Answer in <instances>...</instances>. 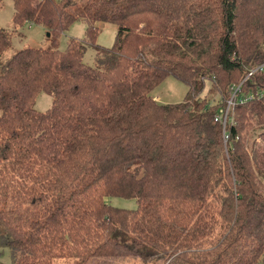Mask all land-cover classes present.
<instances>
[{"label": "trees", "instance_id": "trees-1", "mask_svg": "<svg viewBox=\"0 0 264 264\" xmlns=\"http://www.w3.org/2000/svg\"><path fill=\"white\" fill-rule=\"evenodd\" d=\"M11 1L14 31L41 25L50 46L0 62V257L264 263V0ZM77 21L84 39L59 49ZM10 44L0 26V55ZM168 76L182 101L152 96Z\"/></svg>", "mask_w": 264, "mask_h": 264}, {"label": "rangeland", "instance_id": "rangeland-1", "mask_svg": "<svg viewBox=\"0 0 264 264\" xmlns=\"http://www.w3.org/2000/svg\"><path fill=\"white\" fill-rule=\"evenodd\" d=\"M14 13L13 3L11 0H4L3 6L0 8V26L6 28L10 32L11 44L8 49H6L0 55V62L5 61V59L14 51L25 48V47H42L46 48L50 46V35H47V31L41 25L36 24H25L22 28L14 31L12 26V17ZM21 32V34H18ZM85 35V24L81 21L74 22L70 27L62 33L58 39V48L63 50L70 38H76L78 40H83ZM116 26L114 24L106 23L101 28L96 37V43L103 47H110L115 41ZM96 52L94 47L88 45L84 53L83 60L87 64L93 66L95 65ZM207 89V98H214L217 94L211 91L212 88L209 84L205 86ZM187 87L185 84L179 80L168 76L151 92L155 100L160 103H176L184 99L186 95ZM52 97L46 93H39L36 96L34 102V109L37 111H45L51 106ZM253 137L248 135V144L251 143ZM110 205L125 208V209H135L137 207V202L133 198H123V197H108L106 198ZM10 264L9 251L7 248L3 249V253L0 257V262ZM74 257L64 256L55 257L51 259L50 264H74ZM85 264H144L139 258L134 256L125 257H94L90 258ZM158 264V263H149ZM264 264V263H259Z\"/></svg>", "mask_w": 264, "mask_h": 264}, {"label": "built area", "instance_id": "built-area-1", "mask_svg": "<svg viewBox=\"0 0 264 264\" xmlns=\"http://www.w3.org/2000/svg\"><path fill=\"white\" fill-rule=\"evenodd\" d=\"M232 98L234 99V97H233V95H232ZM231 103V100L229 99L228 100V104H230ZM233 103V102H232ZM225 121H226V116H224V118H223V123H225Z\"/></svg>", "mask_w": 264, "mask_h": 264}, {"label": "water", "instance_id": "water-1", "mask_svg": "<svg viewBox=\"0 0 264 264\" xmlns=\"http://www.w3.org/2000/svg\"><path fill=\"white\" fill-rule=\"evenodd\" d=\"M47 35H49V33L47 32Z\"/></svg>", "mask_w": 264, "mask_h": 264}]
</instances>
